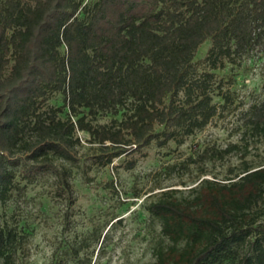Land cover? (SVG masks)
I'll list each match as a JSON object with an SVG mask.
<instances>
[{
    "label": "trees",
    "instance_id": "trees-1",
    "mask_svg": "<svg viewBox=\"0 0 264 264\" xmlns=\"http://www.w3.org/2000/svg\"><path fill=\"white\" fill-rule=\"evenodd\" d=\"M252 50L264 55V0H0V204L38 172L68 187L54 161L73 158L76 129L109 150L108 163L202 128L217 108L216 72ZM55 93L62 105L42 109ZM85 111L110 122L93 125ZM250 113L264 131V99ZM216 183L149 203L169 240L156 263L264 264V219L252 209L264 165ZM15 237L0 224V264H11Z\"/></svg>",
    "mask_w": 264,
    "mask_h": 264
},
{
    "label": "rangeland",
    "instance_id": "rangeland-1",
    "mask_svg": "<svg viewBox=\"0 0 264 264\" xmlns=\"http://www.w3.org/2000/svg\"><path fill=\"white\" fill-rule=\"evenodd\" d=\"M208 46L203 42L197 57ZM212 84L216 112L189 135L131 146L102 163L109 150L76 129L73 158L54 161L68 187L53 170L20 179L0 204V224L16 232L11 264H160L156 252L169 240L147 208L151 201L163 191L191 199L204 189V179L227 183L246 167L264 165V131L250 121V107L264 99V55L252 50L228 63ZM62 103L55 93L42 109ZM85 113L93 125L111 119L104 112ZM252 209L264 219V193Z\"/></svg>",
    "mask_w": 264,
    "mask_h": 264
}]
</instances>
